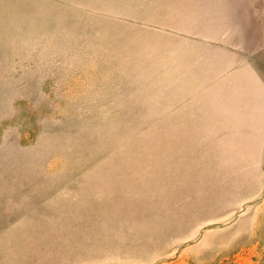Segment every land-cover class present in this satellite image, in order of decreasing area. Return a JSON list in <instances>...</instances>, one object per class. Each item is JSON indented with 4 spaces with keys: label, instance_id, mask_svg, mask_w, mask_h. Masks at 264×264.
Instances as JSON below:
<instances>
[{
    "label": "rangeland",
    "instance_id": "1",
    "mask_svg": "<svg viewBox=\"0 0 264 264\" xmlns=\"http://www.w3.org/2000/svg\"><path fill=\"white\" fill-rule=\"evenodd\" d=\"M0 264H264V0H0Z\"/></svg>",
    "mask_w": 264,
    "mask_h": 264
}]
</instances>
